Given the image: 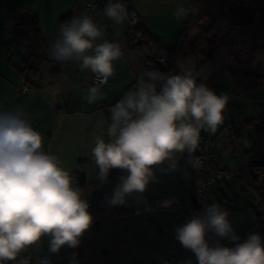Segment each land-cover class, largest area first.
I'll return each instance as SVG.
<instances>
[{
    "label": "clouds",
    "instance_id": "9594fccd",
    "mask_svg": "<svg viewBox=\"0 0 264 264\" xmlns=\"http://www.w3.org/2000/svg\"><path fill=\"white\" fill-rule=\"evenodd\" d=\"M190 11L179 5L173 15L181 18ZM134 15L123 0H108L104 8V16L116 25L134 23ZM47 54L94 74L96 83L84 97L88 104L104 99L101 86L114 75L113 62L122 57L120 45L105 40L103 28L88 14L62 23ZM230 99L226 92L217 94L206 83H198L191 71L144 72L135 90L111 107L107 140L101 136L94 140L98 178L106 181L112 169L126 172L109 203L125 204L127 197L158 182L156 169L167 165L168 171H175L178 157H192L201 130L215 133L224 122ZM43 140L23 109L0 111V264H52V254L64 246L78 247L93 222L83 189L56 154L42 150ZM188 163L195 167L199 162ZM163 203L169 206L171 201ZM230 215L213 202L177 226L175 238L194 254L197 264H264V238L254 232L239 242ZM209 233L236 242L235 246L219 240L213 244ZM45 241L47 255L42 254ZM75 255L70 264H79ZM184 264H192L191 259Z\"/></svg>",
    "mask_w": 264,
    "mask_h": 264
},
{
    "label": "crops",
    "instance_id": "0c3cea01",
    "mask_svg": "<svg viewBox=\"0 0 264 264\" xmlns=\"http://www.w3.org/2000/svg\"><path fill=\"white\" fill-rule=\"evenodd\" d=\"M85 1L0 0V111L15 108L23 109L32 126L40 131L44 138L42 150L56 154L64 167L78 174L82 182L81 188L86 199H88L89 190L103 182L98 178L99 170L92 157L95 137L101 136L107 140L106 129L107 124L111 122V107L126 92L135 90L138 78L144 72L149 71L146 69L143 56L138 51L127 47L125 43L126 28L123 24L116 25L104 16V12L93 17L94 21L104 30V39L120 45L122 57L113 62L115 73L109 78L107 84L101 86L104 99L88 104L84 97L87 89L94 83L89 79L90 71H81L76 62H61L56 73H51L49 63L43 62L36 73L30 76L33 83L39 85V89L29 94H20L19 86L22 79L18 72V48H10L6 45L10 39L11 26L17 16L24 14L36 16L42 37L54 41L59 38V26L62 23L81 15ZM127 2L155 42L165 49L173 48L178 33L188 17L187 15L177 18L173 13L179 5L189 9L188 0H127ZM101 42L103 41H97V43ZM183 58L185 57L177 56L175 58L174 65L178 73L185 70L183 69L184 61L187 63H190V60L194 62L192 59L184 60ZM204 71L205 68L202 66V70L198 72L200 79L205 77ZM208 134L209 132L202 129L200 136L209 137ZM262 134L261 141L264 144V129ZM89 158L90 162L87 161ZM178 159V168L175 171H168L167 165H162L156 169L155 175L158 182H150L149 190L143 195L148 200L155 197H173L184 207L183 212L185 214L192 213L193 215L189 196L194 195L195 189L201 183V176L188 163L192 157L185 154L183 158L178 157ZM260 171L264 173V168L258 169L257 173ZM124 173L126 172L123 170L119 174ZM262 189L264 191V185ZM100 208L92 214L96 216L97 226H95L99 242L96 243L90 238L81 237L78 253L75 256L79 264H99V259L97 260L91 253L92 249L99 255L102 249L115 247L114 244L117 239L103 240L100 226H102L101 221L105 219L122 218L119 221H121L124 231L131 228L133 233L139 217L141 228L149 229V233H146L149 242V235L153 233L155 236L160 226L166 228L173 216L176 227L177 224L180 226L189 220L183 216L176 218L175 213L170 209L119 216L118 206L116 208H113L112 205L107 208L100 206ZM224 208L227 209V207ZM244 212H249V210ZM150 216L153 217L149 219ZM132 217L136 220L128 219ZM144 219L147 220L146 224H144ZM255 220L256 218H248L244 229L236 235L239 238L246 235ZM171 235L175 237V231ZM167 238L168 235H166L163 243L167 241ZM219 241L227 246L226 243L231 240L226 239L223 242L219 238ZM65 247L67 246L62 247L61 250H64ZM161 249H164L163 245ZM29 252L34 254L35 249H30ZM42 254H48L47 241L42 246ZM161 255L160 261L163 258L162 253ZM176 255L178 259L175 264H184L189 259H191L192 264H197L194 254L182 247L179 241ZM152 261L155 262L154 264L160 262L157 263L155 259ZM10 264H14V262H10ZM66 264H70V259Z\"/></svg>",
    "mask_w": 264,
    "mask_h": 264
},
{
    "label": "trees",
    "instance_id": "16d2710c",
    "mask_svg": "<svg viewBox=\"0 0 264 264\" xmlns=\"http://www.w3.org/2000/svg\"><path fill=\"white\" fill-rule=\"evenodd\" d=\"M251 1L252 6L248 7L237 4L234 0H188L191 11L178 33L173 48L165 49L158 45L141 22L132 28L124 26L126 28L125 43L130 49L141 53L147 70L157 71L154 64L160 62L161 53L165 51L166 59L162 64L166 69L164 73L166 75L170 71H176L175 58L183 56L194 59L197 62L196 65H202L203 62L216 65L219 72L227 75L231 87L237 93L264 91V74L255 69L256 61L264 58V0ZM215 26L225 27L222 35L214 31ZM51 42L40 34L36 16L24 14L15 18L10 29V39L6 45L10 48H18V72L25 82L35 84L30 76L36 73L43 62L49 63L51 73L58 71L61 62L53 60L47 54ZM254 133L262 134V129L259 127L254 130ZM233 134L238 136L240 133L237 130L233 131ZM242 159L243 168L239 176L256 194V203L261 211L260 217L264 218V191L263 185L259 184L257 173L258 169L264 168L263 142L260 140L255 147L245 151ZM217 170H220L219 166H217ZM118 171V169L110 170L108 177ZM77 183L81 187L82 182L79 176ZM117 206L119 212L131 209L127 202ZM248 209L253 212L250 207ZM255 218L256 222L258 217L255 216ZM173 225L174 216L166 228L160 226L168 238L174 237L170 234ZM134 237L146 240L152 249H158L164 257L165 248L161 249L162 244L158 233L150 242L143 231ZM227 243L231 244L233 241ZM118 248L117 244L114 248L108 249L110 250L109 254L99 253V264H121L116 254ZM78 249V247L64 248V250ZM160 262L157 263L160 264ZM154 263L150 262L149 264ZM129 264L145 263L132 260Z\"/></svg>",
    "mask_w": 264,
    "mask_h": 264
},
{
    "label": "rangeland",
    "instance_id": "374dc122",
    "mask_svg": "<svg viewBox=\"0 0 264 264\" xmlns=\"http://www.w3.org/2000/svg\"><path fill=\"white\" fill-rule=\"evenodd\" d=\"M234 2L248 7L252 6L251 0H234ZM224 30L225 27H214V31L221 35ZM183 59L190 60L192 58L185 57ZM189 62L184 61V71H191L198 83H206L217 94L226 92L231 98L225 112L224 122L217 128L215 133L208 134L213 140V147L219 157L218 166L220 170L216 172L215 184L204 190L203 196L199 198V203L202 207L200 212L203 211L204 206L210 205L213 202L219 203L222 207L226 206L231 213L230 220L232 221L235 233L238 234L244 229L248 218L255 219L254 213L248 209V204L250 202L256 203L257 196L239 174L243 168V153L255 147L263 135H256L254 130L259 127L262 130L264 129V91L237 93L231 87L227 75L219 72V68L216 65L208 62H203L202 64L205 68V77L200 79L199 73L196 70L197 62L195 60L194 62L191 60ZM255 69L264 74V58L256 61ZM249 121L251 122L248 123ZM237 130L240 133L238 136L233 134V131ZM258 177L259 184L264 185V173L260 171ZM113 181L117 183L115 179ZM112 207L116 208V206ZM192 210L193 215L200 213L194 211L193 208ZM248 210L249 212H244ZM152 217L148 218L151 219ZM128 219L136 220L134 217ZM119 220H122V218L105 219L101 221L102 226H100V229L103 240L117 239L114 246L116 244L119 245L116 254L120 263L129 264L134 260L138 263L149 264L154 259L157 262L160 261L162 255L158 249H152L146 240L134 237L141 231L149 233V229L145 230L141 228L139 217L133 233L131 232V228L124 231ZM173 226L176 228L175 223ZM174 227L171 229V234L175 231ZM165 238L166 236L159 238L160 242L162 241L161 243H163ZM149 239H154L153 233L149 235ZM221 240L223 242L226 241V239ZM210 242L215 243V241ZM166 244L167 241L162 244L163 248L166 247ZM226 245L229 247L227 243ZM91 253L97 260H100L99 255L94 249H92Z\"/></svg>",
    "mask_w": 264,
    "mask_h": 264
},
{
    "label": "built area",
    "instance_id": "2783aa9c",
    "mask_svg": "<svg viewBox=\"0 0 264 264\" xmlns=\"http://www.w3.org/2000/svg\"><path fill=\"white\" fill-rule=\"evenodd\" d=\"M108 3V0H86L84 7L82 9L81 14H88L90 16L95 17L97 14L104 12L105 5ZM129 13H134V23H124V26L127 27H135L140 23L139 17L131 8L128 9ZM166 59V52L163 51L160 56V62H164ZM197 72L202 70V65H196ZM179 74L177 71H170L167 75ZM22 79V78H21ZM89 79L92 83H96V78L94 74L90 72ZM39 89V85L27 83L24 79L21 80V85L19 86L20 94H29L35 92ZM193 161H198L199 163L193 167L201 176V183L198 188L195 189L194 195L199 198L203 196V192L207 187H210L215 184L216 181V172L219 158L214 151L213 140L206 136H200V143L198 149L192 156ZM90 162V158L87 160ZM76 181L78 180V174L76 172H71ZM140 198L142 202L134 206L130 200L127 201L128 206L131 208L130 211H120L119 216H126L129 214H143L148 212H154L160 209H170L175 213L176 218L183 216L187 218H192V213L183 212V206H181L177 200L173 197H155L150 200L145 199L143 193H140ZM164 201H171L169 206H164ZM101 206L105 208L109 207L110 204L108 202V196L105 197L104 201L101 203ZM102 208V207H101ZM100 208V209H101ZM93 216V222L90 228L83 234L82 238H90L94 242H99V236L97 233V229L95 226L96 216ZM147 220L144 219V224H146ZM259 233L262 238H264V218L258 217L257 221L250 228L249 233L240 238L239 242H243L248 238L251 233ZM209 241H217L218 237H215L212 233L208 234ZM236 242L228 244L229 247H234ZM178 246V241L175 237H170L167 240V244L165 247L164 257L161 260L160 264H174L178 257L176 255V249ZM73 253L77 255L78 250H60L57 254H52L51 259L52 263L56 264H66L69 259L72 258ZM75 255V256H76Z\"/></svg>",
    "mask_w": 264,
    "mask_h": 264
},
{
    "label": "water",
    "instance_id": "95a60500",
    "mask_svg": "<svg viewBox=\"0 0 264 264\" xmlns=\"http://www.w3.org/2000/svg\"><path fill=\"white\" fill-rule=\"evenodd\" d=\"M123 2L127 5V9H130V6L127 2V0H123ZM155 68L157 69L158 72L160 73H165L166 69L164 67V65L161 62H155L154 64ZM119 171L117 173H115L113 176L107 178L106 181L101 182L100 185L92 188L89 190L88 192V202H89V212L91 214H93L94 211H97L100 209L101 203L104 201L105 197L108 196V202H109V198L112 196L113 191L112 189L120 182V178L124 175H126V173L124 174H119L121 171V169H118ZM116 180L117 183H114L113 180ZM150 185V184H149ZM149 185L147 186L146 191L149 190ZM112 191V192H111ZM145 191V192H146ZM140 193H133L132 195H130L129 197L126 198V201L130 200V202L134 205L137 206L139 205L142 200L140 198ZM189 201L191 203L192 208L194 209V211L196 212H200L201 211V205L197 199V197L195 195H190L189 196ZM110 204V203H109ZM111 205V204H110ZM248 206L253 210V213L255 216L259 217L261 214L260 209L257 206V203L254 202H250L248 204ZM95 225L97 226V222H95ZM166 236V232L163 231L161 228L158 229V237L162 238ZM101 254H109L110 250L108 249H102L100 251ZM153 263V261H152Z\"/></svg>",
    "mask_w": 264,
    "mask_h": 264
},
{
    "label": "bare ground",
    "instance_id": "6f19581e",
    "mask_svg": "<svg viewBox=\"0 0 264 264\" xmlns=\"http://www.w3.org/2000/svg\"><path fill=\"white\" fill-rule=\"evenodd\" d=\"M115 187H116V186H115ZM115 187L112 189V191H114ZM112 191H111V192H112Z\"/></svg>",
    "mask_w": 264,
    "mask_h": 264
}]
</instances>
